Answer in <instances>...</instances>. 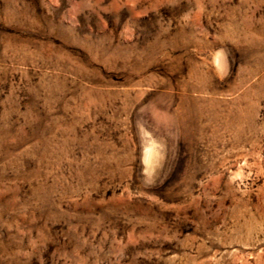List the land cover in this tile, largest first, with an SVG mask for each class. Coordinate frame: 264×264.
<instances>
[{
    "label": "rangeland",
    "instance_id": "obj_1",
    "mask_svg": "<svg viewBox=\"0 0 264 264\" xmlns=\"http://www.w3.org/2000/svg\"><path fill=\"white\" fill-rule=\"evenodd\" d=\"M0 264H264V0H0Z\"/></svg>",
    "mask_w": 264,
    "mask_h": 264
}]
</instances>
